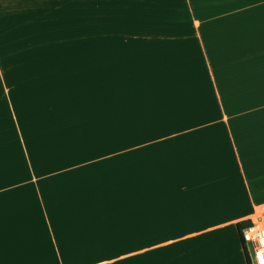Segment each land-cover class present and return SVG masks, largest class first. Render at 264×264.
<instances>
[{"label": "rangeland", "instance_id": "1", "mask_svg": "<svg viewBox=\"0 0 264 264\" xmlns=\"http://www.w3.org/2000/svg\"><path fill=\"white\" fill-rule=\"evenodd\" d=\"M188 20L47 26L23 14L0 25V264H137L136 234L129 249L103 248L118 245L104 233L81 240L61 216L73 211L36 187L77 162L136 165L144 131L217 128L208 67L233 106L264 82V26L203 41Z\"/></svg>", "mask_w": 264, "mask_h": 264}, {"label": "crops", "instance_id": "2", "mask_svg": "<svg viewBox=\"0 0 264 264\" xmlns=\"http://www.w3.org/2000/svg\"><path fill=\"white\" fill-rule=\"evenodd\" d=\"M23 14L47 26L99 18L171 26L192 19L201 40L222 41L243 27L257 35L264 0H0V25ZM207 24L217 26L210 34L219 37H206ZM207 69L224 112L217 128L144 131L136 165L129 155L121 162H77L63 168L60 182H39V195L55 190L60 205L73 211L61 216L76 227L74 235L104 233L102 243L118 245L103 248L129 249V235L136 234L137 264H247L238 225L264 203V82L240 94L245 108L235 92L233 106Z\"/></svg>", "mask_w": 264, "mask_h": 264}, {"label": "built area", "instance_id": "3", "mask_svg": "<svg viewBox=\"0 0 264 264\" xmlns=\"http://www.w3.org/2000/svg\"><path fill=\"white\" fill-rule=\"evenodd\" d=\"M239 235L249 264H264V203L255 205L253 214L242 222Z\"/></svg>", "mask_w": 264, "mask_h": 264}, {"label": "trees", "instance_id": "4", "mask_svg": "<svg viewBox=\"0 0 264 264\" xmlns=\"http://www.w3.org/2000/svg\"><path fill=\"white\" fill-rule=\"evenodd\" d=\"M241 225H242V223L238 225L239 233H240V227H241ZM245 257H246V255H245ZM246 260H247V264H249V261H248L247 257H246Z\"/></svg>", "mask_w": 264, "mask_h": 264}]
</instances>
